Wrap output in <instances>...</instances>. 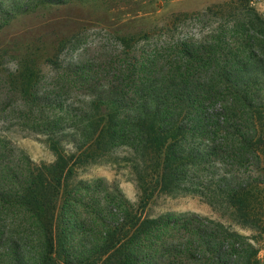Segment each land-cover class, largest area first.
<instances>
[{
	"label": "trees",
	"instance_id": "16d2710c",
	"mask_svg": "<svg viewBox=\"0 0 264 264\" xmlns=\"http://www.w3.org/2000/svg\"><path fill=\"white\" fill-rule=\"evenodd\" d=\"M67 1L0 0V28L18 13ZM242 2L209 11L223 12ZM236 16L242 22L241 39L235 41L239 48L228 52L221 33L193 51L184 44L168 49L167 58L159 52L138 59L130 52L135 38L120 39L125 51L120 84L90 89L85 118L77 116L73 124L72 150L54 143L53 164L28 171L17 188H0V203L7 202L8 212L20 211L25 218V230H0V264H127L134 256L163 264H260L264 20L248 5ZM25 81L23 75L17 79L35 98L31 81ZM117 149L126 151L123 162L142 192L140 210L125 207L122 218L110 223L100 209L95 220L106 229L101 244L78 242L59 213L63 199L76 201L68 181L78 166ZM177 191L211 204L226 202L238 224L256 235H241L208 218L144 216L156 194Z\"/></svg>",
	"mask_w": 264,
	"mask_h": 264
},
{
	"label": "rangeland",
	"instance_id": "374dc122",
	"mask_svg": "<svg viewBox=\"0 0 264 264\" xmlns=\"http://www.w3.org/2000/svg\"><path fill=\"white\" fill-rule=\"evenodd\" d=\"M236 1L68 0L14 15L0 28V188H17L28 171L53 164L57 158L54 143L72 150L76 138L73 124L77 116L85 118L92 100L90 89L120 84L125 52L121 38H135L130 52L138 59L159 52L167 58L168 49L179 44L193 51L220 33L227 52L235 50L239 48L235 41L242 34H238L242 22L236 14L248 5L264 20V0H245L232 8L226 6L223 12L209 11ZM174 16L178 18L175 21ZM112 60L115 64H110ZM20 75L27 84L31 81L35 98L17 83ZM199 80L204 83L203 78ZM125 156L124 149H117L75 168L68 188L76 201L63 199L59 213L61 221L75 231L78 242L101 244L106 229L95 220L100 209L110 223L122 218L125 207L140 210L142 192L123 162ZM259 170L264 175V145ZM93 203L95 209H91ZM8 208L7 202L0 203V230H25L24 214L8 212ZM144 216L163 221L185 216L208 218L241 235H256L238 224L234 209L226 202L211 204L178 191L156 194ZM144 245L149 248L150 241ZM260 246V264H264V240ZM127 264L163 263L153 257L134 256Z\"/></svg>",
	"mask_w": 264,
	"mask_h": 264
}]
</instances>
